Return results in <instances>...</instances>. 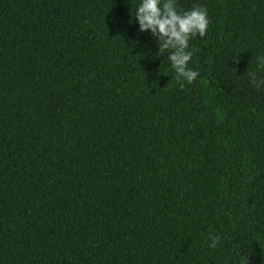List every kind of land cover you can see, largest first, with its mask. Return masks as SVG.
I'll list each match as a JSON object with an SVG mask.
<instances>
[{
  "label": "trees",
  "instance_id": "trees-1",
  "mask_svg": "<svg viewBox=\"0 0 264 264\" xmlns=\"http://www.w3.org/2000/svg\"><path fill=\"white\" fill-rule=\"evenodd\" d=\"M141 2L0 0V264H264V0H176L184 90Z\"/></svg>",
  "mask_w": 264,
  "mask_h": 264
},
{
  "label": "clouds",
  "instance_id": "clouds-1",
  "mask_svg": "<svg viewBox=\"0 0 264 264\" xmlns=\"http://www.w3.org/2000/svg\"><path fill=\"white\" fill-rule=\"evenodd\" d=\"M134 20L139 25V32H149L155 38L158 53H169L168 60L176 73L180 90H184L185 83L192 84L200 73L188 68L193 51H197H189L188 42L197 35H206L210 23L207 9L197 4L181 12L177 10L176 0H142L135 10ZM258 67L264 70V57H258ZM230 71L235 72V68ZM244 74L253 88H264V77L258 78L256 72L246 71ZM210 240L209 247L214 249L220 237L213 235ZM241 264H244L243 258Z\"/></svg>",
  "mask_w": 264,
  "mask_h": 264
}]
</instances>
